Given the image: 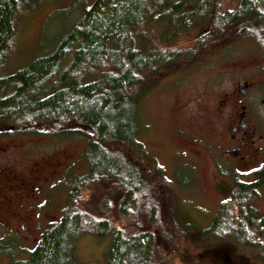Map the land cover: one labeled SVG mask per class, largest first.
<instances>
[{
	"label": "trees",
	"instance_id": "trees-1",
	"mask_svg": "<svg viewBox=\"0 0 264 264\" xmlns=\"http://www.w3.org/2000/svg\"><path fill=\"white\" fill-rule=\"evenodd\" d=\"M39 1L0 0V70L10 56L20 6ZM226 1L95 0L53 50L0 77V136L37 134L39 125L71 121L87 139L88 170L70 187L60 220L43 231L28 257L9 264H78L76 249L88 223L99 238L110 237L101 264H164L149 229L140 225L138 232L126 233L107 219L91 216L78 201L82 191L92 189L104 194V207L113 199L122 216L149 207L150 220H155L150 195L153 171L158 170L148 161L150 171L142 174L143 122L133 89L183 54L204 49L210 33L239 27L253 38L263 35L264 0H238L234 9L225 11ZM205 26L209 31L195 40L192 52L178 46L183 33ZM105 186L109 190L103 193ZM235 186L204 234L215 241L234 238L264 263V215L249 203L256 192L253 186Z\"/></svg>",
	"mask_w": 264,
	"mask_h": 264
},
{
	"label": "rangeland",
	"instance_id": "rangeland-1",
	"mask_svg": "<svg viewBox=\"0 0 264 264\" xmlns=\"http://www.w3.org/2000/svg\"><path fill=\"white\" fill-rule=\"evenodd\" d=\"M94 1L42 0L22 4L10 56L0 77H8L53 50ZM237 3L238 0H227L223 10H232ZM207 30L205 26L183 33L178 46L192 52L195 40ZM262 34L253 38L239 27L210 33L204 49L196 47L194 53L183 54L172 66L154 77H145L133 89L140 99L143 122L139 141L143 144L141 161L146 171L142 174L145 177L150 171L148 161L158 170L153 171L156 181L150 195L157 209L154 221L150 220L149 207L142 211L131 209L129 216H122L113 199L104 207V194L92 189L81 192L78 203L82 209L86 206L91 216L107 219L126 233L138 232L140 225L149 229L157 238L156 248L164 264H264L234 238L215 241L204 234L231 197L227 192L231 185L226 179L232 162L218 148L222 136L213 120L211 88L217 86L221 69L254 64L264 48ZM36 128L37 134L0 136V148L4 150L0 152V172L10 170L24 180L35 163L51 160L57 164L38 184L34 196L17 200L14 212L0 224V264L28 257L43 231L60 220L68 205L70 187L88 170L87 139L76 133L79 128L73 122H48ZM61 131L67 133L60 134ZM130 155L140 158L136 152ZM101 188L103 193L109 190ZM249 203L262 217L264 190L254 193ZM110 247V237L99 238L88 223L76 249V261L101 264Z\"/></svg>",
	"mask_w": 264,
	"mask_h": 264
},
{
	"label": "flooded vegetation",
	"instance_id": "flooded-vegetation-1",
	"mask_svg": "<svg viewBox=\"0 0 264 264\" xmlns=\"http://www.w3.org/2000/svg\"><path fill=\"white\" fill-rule=\"evenodd\" d=\"M261 50L254 64L221 69L217 86L211 88L213 120L222 136L218 148L232 162L226 179L231 185L229 195L237 181L253 186L255 192L264 190V48ZM54 166L57 164L51 160L35 163L24 180L10 170L0 172V224L14 212L17 200L34 196Z\"/></svg>",
	"mask_w": 264,
	"mask_h": 264
},
{
	"label": "water",
	"instance_id": "water-1",
	"mask_svg": "<svg viewBox=\"0 0 264 264\" xmlns=\"http://www.w3.org/2000/svg\"><path fill=\"white\" fill-rule=\"evenodd\" d=\"M209 30H207L206 32H208Z\"/></svg>",
	"mask_w": 264,
	"mask_h": 264
}]
</instances>
